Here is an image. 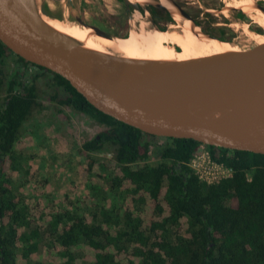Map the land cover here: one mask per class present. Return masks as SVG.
<instances>
[{
	"label": "trees",
	"instance_id": "16d2710c",
	"mask_svg": "<svg viewBox=\"0 0 264 264\" xmlns=\"http://www.w3.org/2000/svg\"><path fill=\"white\" fill-rule=\"evenodd\" d=\"M49 74L53 102L104 127L80 152V180L95 176L87 187L96 198L72 210L51 202L47 180L27 196L16 192L31 175L23 130L44 108L40 79ZM159 139L98 111L62 76L0 41V264H264V155L208 146L234 171L208 186L188 166L200 143ZM103 151L112 159L101 164L93 154ZM108 190L111 197L97 194Z\"/></svg>",
	"mask_w": 264,
	"mask_h": 264
},
{
	"label": "water",
	"instance_id": "95a60500",
	"mask_svg": "<svg viewBox=\"0 0 264 264\" xmlns=\"http://www.w3.org/2000/svg\"><path fill=\"white\" fill-rule=\"evenodd\" d=\"M47 2L0 0V41L15 55L62 76L98 111L145 134L264 155V44L185 62L113 56L43 20L74 22L117 39L81 20L78 0L54 1L57 11ZM124 2L129 15L141 13L140 4ZM153 6L168 12L159 2Z\"/></svg>",
	"mask_w": 264,
	"mask_h": 264
},
{
	"label": "rangeland",
	"instance_id": "374dc122",
	"mask_svg": "<svg viewBox=\"0 0 264 264\" xmlns=\"http://www.w3.org/2000/svg\"><path fill=\"white\" fill-rule=\"evenodd\" d=\"M54 1L56 0H48L47 3L57 11L59 5ZM223 1L225 7L221 9L222 11H218L216 7L210 8L211 13L216 15L211 20H214L215 24H218V26H227L226 28L229 29L228 33H230L232 32V28L228 27L227 19L224 18L223 15L228 16L229 20H231L232 12L235 10L242 11V9L240 10V8L229 6L228 3L231 5H234V2L239 4L242 0ZM81 2L82 0H78L77 5L81 4ZM186 2L196 3L195 0H187ZM208 2L218 5L220 0H208ZM187 7L190 8V6ZM144 8L147 7L144 6ZM213 8L215 10H212ZM222 12L225 14H221ZM140 15L143 19L149 21L148 17L143 14ZM128 17L129 19L132 18L131 15ZM201 20H206V17L201 18ZM230 22L233 21L231 20ZM128 24H130L129 37L131 33L130 20ZM174 25L177 28L179 27V24L175 20ZM234 28L237 31L234 35L235 39L233 42L235 48L224 44H221L222 46L218 44L219 47L227 51H238L249 50L253 48L255 44H262L258 41L262 39L261 35L250 32L247 24L238 23L234 25ZM14 65L15 58H9L7 60V68L11 69ZM49 80H52V75L50 74L46 76V78L40 79V85L43 91L41 98L44 106L43 110L37 112L35 116L25 124L23 130L21 141L24 142V145L21 148V153L28 158L26 167L31 169V175L28 177L23 176V179L27 182L25 186L18 189L16 192L27 196L29 194L28 192H33L36 188L43 187V182L47 180L49 182L47 194H49L51 202L52 200L58 202L59 199L60 207L64 208V205L67 204V206H71L70 209L72 210L77 207L78 202H81L82 198L89 197L94 201L93 196L95 193L87 186L92 184L91 182L94 180L95 176L89 177L88 183L82 184L80 180V169L82 168L81 165L85 162V158L80 152L83 144L99 135L104 130V127L95 123L88 116L75 113L71 109L59 106L56 102H53L51 96L54 94L55 90H53L51 86H47ZM61 97L64 96L61 94ZM155 143L163 145L165 144V138L156 140ZM93 157L98 163L103 164L112 159V153L103 151L98 154H93ZM151 163L157 164V160L152 158ZM104 184H106L107 188L111 187V182L108 180L104 182ZM18 185H20V182L15 186L18 187ZM97 194L101 196H105V194H108L109 197L112 196L109 190ZM81 209L84 210V213L87 215H92L94 211L93 207L87 204H84ZM175 233L179 235L183 234V232L179 230H175ZM172 239H174V237H172ZM48 241L49 240L41 243V249L48 244Z\"/></svg>",
	"mask_w": 264,
	"mask_h": 264
},
{
	"label": "bare ground",
	"instance_id": "6f19581e",
	"mask_svg": "<svg viewBox=\"0 0 264 264\" xmlns=\"http://www.w3.org/2000/svg\"><path fill=\"white\" fill-rule=\"evenodd\" d=\"M131 2L140 4L143 8L159 2L179 24L184 35L178 36L168 31L158 30L151 22L143 19L140 12L131 14V33L128 39L119 37L113 40L107 39L98 36L92 28L82 27L74 22H62L46 16H43V20L57 31L78 40L86 48L130 59L185 62L227 52L218 44L234 47L233 43L210 38L199 26L185 19L171 0H131ZM228 5L251 14L264 29V13L256 8L253 0H242L239 4L234 2V5L229 3ZM261 37L262 39L257 38V40L263 44L264 36L261 35ZM165 43H171L176 50L167 48Z\"/></svg>",
	"mask_w": 264,
	"mask_h": 264
},
{
	"label": "flooded vegetation",
	"instance_id": "af4514ba",
	"mask_svg": "<svg viewBox=\"0 0 264 264\" xmlns=\"http://www.w3.org/2000/svg\"><path fill=\"white\" fill-rule=\"evenodd\" d=\"M182 7L186 13H188L195 21L196 25L201 27L202 31L207 35L214 37L222 42L233 43L234 35L237 33L234 25L241 23L248 25L250 32L254 34H259L264 36V29L260 27L257 20L248 12L244 11H233L231 15L230 22L228 16L223 15L227 20L228 27L232 28V32L228 33L229 29L227 26H218L215 24L214 16L211 13L212 7H216L218 11H222L224 6V1L220 0L218 5L208 2V0H195L196 3H188L187 0H174ZM254 5H259L264 9V0H254ZM190 4V5H189ZM187 6H190L188 8ZM80 18L81 20L92 27H95L105 33L111 34L115 37L128 39L129 35V8L127 7L124 0H82L80 5ZM212 10H215L214 8ZM141 14L148 17L153 21L155 25L161 31H168L170 33L176 34L178 36H183L184 32L180 27L174 25V19L171 14L164 9L158 8L156 6H147V8H140ZM221 14H225L222 12ZM218 16V15H217ZM150 17V18H149ZM206 17V20H201V18ZM226 25V24H225ZM168 28V29H167ZM167 29V30H166ZM127 34V37H123ZM260 44H255L254 47ZM165 46L170 49L176 48L171 43H165ZM253 47V48H254ZM251 48V49H253ZM250 50V49H249Z\"/></svg>",
	"mask_w": 264,
	"mask_h": 264
},
{
	"label": "built area",
	"instance_id": "2783aa9c",
	"mask_svg": "<svg viewBox=\"0 0 264 264\" xmlns=\"http://www.w3.org/2000/svg\"><path fill=\"white\" fill-rule=\"evenodd\" d=\"M188 166L198 179L208 186L220 184L234 175L232 168L215 160L211 150L205 144L198 147Z\"/></svg>",
	"mask_w": 264,
	"mask_h": 264
}]
</instances>
